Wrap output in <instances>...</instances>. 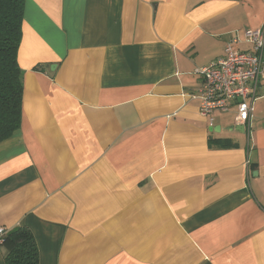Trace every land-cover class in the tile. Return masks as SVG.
Listing matches in <instances>:
<instances>
[{
	"label": "crops",
	"instance_id": "1",
	"mask_svg": "<svg viewBox=\"0 0 264 264\" xmlns=\"http://www.w3.org/2000/svg\"><path fill=\"white\" fill-rule=\"evenodd\" d=\"M260 28L264 0H25L0 227L39 264H264V79L250 139L190 98Z\"/></svg>",
	"mask_w": 264,
	"mask_h": 264
},
{
	"label": "built area",
	"instance_id": "2",
	"mask_svg": "<svg viewBox=\"0 0 264 264\" xmlns=\"http://www.w3.org/2000/svg\"><path fill=\"white\" fill-rule=\"evenodd\" d=\"M244 40L249 49H235L234 44L238 40L231 39L226 43L221 58L194 70L203 82L190 98L199 102V113L210 126L214 113L235 109L234 126H243L244 133L249 136L254 103L261 96L260 81L264 79V28L246 29ZM8 232L0 227V244Z\"/></svg>",
	"mask_w": 264,
	"mask_h": 264
},
{
	"label": "trees",
	"instance_id": "3",
	"mask_svg": "<svg viewBox=\"0 0 264 264\" xmlns=\"http://www.w3.org/2000/svg\"><path fill=\"white\" fill-rule=\"evenodd\" d=\"M24 4L25 0H0V143L11 138L22 121L23 72L17 53ZM0 245L4 264H39L34 236L25 227L11 229Z\"/></svg>",
	"mask_w": 264,
	"mask_h": 264
},
{
	"label": "water",
	"instance_id": "4",
	"mask_svg": "<svg viewBox=\"0 0 264 264\" xmlns=\"http://www.w3.org/2000/svg\"><path fill=\"white\" fill-rule=\"evenodd\" d=\"M54 67V65L50 66V69L52 70ZM237 131H240L241 133H244V127L243 126H239V127H235Z\"/></svg>",
	"mask_w": 264,
	"mask_h": 264
}]
</instances>
